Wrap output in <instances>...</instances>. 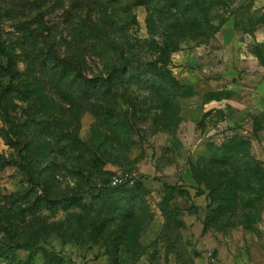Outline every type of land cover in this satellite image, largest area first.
<instances>
[{
    "label": "rangeland",
    "instance_id": "obj_1",
    "mask_svg": "<svg viewBox=\"0 0 264 264\" xmlns=\"http://www.w3.org/2000/svg\"><path fill=\"white\" fill-rule=\"evenodd\" d=\"M240 231H264V0H0V264H206Z\"/></svg>",
    "mask_w": 264,
    "mask_h": 264
},
{
    "label": "crops",
    "instance_id": "obj_2",
    "mask_svg": "<svg viewBox=\"0 0 264 264\" xmlns=\"http://www.w3.org/2000/svg\"><path fill=\"white\" fill-rule=\"evenodd\" d=\"M223 242L216 246L215 261L206 264H264V231L258 234L240 231L238 237L225 236Z\"/></svg>",
    "mask_w": 264,
    "mask_h": 264
},
{
    "label": "trees",
    "instance_id": "obj_3",
    "mask_svg": "<svg viewBox=\"0 0 264 264\" xmlns=\"http://www.w3.org/2000/svg\"><path fill=\"white\" fill-rule=\"evenodd\" d=\"M107 11V10H106ZM104 11L103 14L100 13L95 18L96 21H104L107 27H109L111 31V35L108 36L104 44L109 50L115 51V55L118 56L117 60L109 63L110 73L122 72L124 73L127 70V57L126 53L128 52V48L130 47L129 39H124V31L127 28V24L125 23V16L121 15L119 12L111 10L110 12ZM97 23V22H96ZM86 31V30H85ZM95 41L90 38L89 31L85 34V45L95 46ZM96 47V46H95ZM97 54L102 56V52L97 49ZM159 53H164L163 48H159Z\"/></svg>",
    "mask_w": 264,
    "mask_h": 264
},
{
    "label": "built area",
    "instance_id": "obj_4",
    "mask_svg": "<svg viewBox=\"0 0 264 264\" xmlns=\"http://www.w3.org/2000/svg\"><path fill=\"white\" fill-rule=\"evenodd\" d=\"M114 182V181H113Z\"/></svg>",
    "mask_w": 264,
    "mask_h": 264
}]
</instances>
